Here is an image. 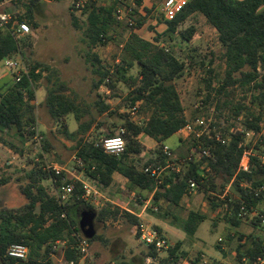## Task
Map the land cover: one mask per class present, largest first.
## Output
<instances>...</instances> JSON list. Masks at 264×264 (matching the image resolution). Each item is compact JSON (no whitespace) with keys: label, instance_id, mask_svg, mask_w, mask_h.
I'll list each match as a JSON object with an SVG mask.
<instances>
[{"label":"trees","instance_id":"1","mask_svg":"<svg viewBox=\"0 0 264 264\" xmlns=\"http://www.w3.org/2000/svg\"><path fill=\"white\" fill-rule=\"evenodd\" d=\"M31 0L27 5L26 20L34 29L38 22L32 11L34 7ZM119 0L111 5H97L96 0H90L83 8L87 16L88 31L90 34V48L97 43H107L111 26L116 21L114 11ZM128 1V0H127ZM145 0H134L136 7H140ZM32 5V6H31ZM136 8L134 9V14ZM193 14L205 17L218 33L219 43L224 51L226 63L225 75L219 86L215 89L211 78L206 79L207 92L203 104L214 110L224 109L229 105L221 97L229 95V89L242 88L249 93L250 106L257 107L261 113L255 115L250 107L245 105H232L230 111L234 120L241 115V127L244 131H259V125L264 120V0H191L187 6L172 21H166L164 35H173L178 27ZM140 20L133 28H140ZM127 26V25H126ZM130 28V29H133ZM195 34L193 27L183 31L180 35L184 40H191ZM159 38L154 43L133 35L123 45L124 56L117 57L113 72L110 68H102L100 78L95 83L94 89L98 90L107 77V85L111 91L115 83L128 84L130 92L128 100L131 105L141 102V111L145 112L147 121L143 126H136L130 121L123 124L126 141L125 152L120 159L104 152L101 141L90 142L83 137L92 128L95 119L81 123L78 130L69 131L67 118L72 115L76 121L80 120L79 108L74 101L59 93L56 89L47 91L46 105L51 118L60 123L65 137L75 142L69 150L83 162V167H78L80 175L89 179L96 187L108 188L114 182V174H120L128 181L129 190H139L152 194L150 211L160 213L161 216H171L168 210L181 208L184 195L188 188V180L194 178L203 180L202 193L210 201L213 209L217 208L218 197L222 196L226 206L224 221L233 227H240L244 219L248 218L259 205L264 202V167L256 157L250 159L248 172L239 171L245 150L253 148L257 154H264V142L252 145L246 143L244 134L232 133L227 143L216 142L206 136L197 139L191 136V149L199 145L210 148L211 158H203L200 162L191 163L182 169L181 173L170 172L162 177V184L155 190L154 181L144 174L137 165H125L128 156H139L145 148L139 142L140 137H147L163 146V142L177 134L187 123L184 108L175 86V80L184 73V64L170 51L158 46ZM21 41L18 42L8 32L0 30V63L8 57H13L19 52ZM138 65L136 75H128V70ZM201 66L204 63L201 62ZM39 65L33 66L27 75L18 83L0 84V143L4 144V134L13 135L22 141L34 136L37 129L35 115V83L41 78L37 71ZM112 69V68H111ZM212 70L208 73L211 75ZM115 77L112 79V77ZM116 81V82H115ZM215 100V105L212 103ZM98 114H105L109 107L98 103ZM213 104V105H212ZM206 119L209 116H205ZM196 119V118H195ZM194 119V120H195ZM212 127H217L212 124ZM218 128V127H217ZM119 132L111 131L106 137H115ZM159 151V161L149 160L153 167H164L166 157ZM39 166V165H38ZM35 167L25 179L28 184L22 189L28 203L21 209L10 210L2 205L0 199V264H54L50 257L57 254L53 245L57 241H65L67 248L62 250V264H79L80 255L75 249L70 248L77 243V237L91 242L95 237L88 238L84 224L96 214V219L102 221L112 214L108 209L96 211L89 203L83 200V189L80 182H74V191L70 201L64 206H58L55 199L41 185V181L57 179L60 184L71 183L72 179L64 173L55 177L43 171L42 167ZM147 166V164H146ZM203 167H209L211 172L206 173ZM216 179L221 181L220 191H216ZM55 184V183H54ZM56 185V184H55ZM228 187V190L226 188ZM162 202V204H161ZM163 204L166 206L164 211ZM153 208H157L154 211ZM244 210H241V209ZM65 213V218H62ZM118 213V208L115 214ZM263 213V212H260ZM125 220L136 227V237L139 239L141 220L131 212H124ZM171 224L183 230L189 236H194L206 216L195 211H188L185 220L179 223V218L172 215ZM254 229L264 233V225L258 217L251 221ZM160 232L158 228H156ZM86 232H88L86 230ZM240 241L242 237L240 236ZM23 244L30 248L29 258L26 261L10 260L6 257L11 245ZM181 244L172 246L164 256L159 257L152 246L145 245L139 254L128 259H122L117 264H145L147 258H158L156 264H182L183 253H180ZM42 251L41 260H33L35 252ZM238 261L248 260L253 264L258 258H264V241L258 237H248L236 249ZM111 262V261H110ZM108 263V262H106ZM154 264V263H153Z\"/></svg>","mask_w":264,"mask_h":264},{"label":"rangeland","instance_id":"2","mask_svg":"<svg viewBox=\"0 0 264 264\" xmlns=\"http://www.w3.org/2000/svg\"><path fill=\"white\" fill-rule=\"evenodd\" d=\"M73 0H37L32 5V11L38 22V28L31 27V34L21 40L20 58L28 71L39 65L38 72L41 78L35 83V115L37 118V130L42 137L37 142L32 137L27 140L4 134V144L0 143V199L6 209L17 210L23 208L28 200L22 193V189L29 183L25 179L35 167H42L46 162L64 169V175L72 178L81 176L75 164L76 157L71 150L75 142L68 140L62 133L60 123L54 122L46 105L47 91L56 89L65 97L75 102L79 108L80 120L74 116L67 118L69 131L78 130L81 123L90 119L95 122L83 137L90 142H99L111 132H118L123 124L129 120L128 109L132 106L128 100L130 87L123 82L115 83L114 91H111L107 83L98 90L94 89L95 83L100 78L101 67L113 69L117 57L124 56L123 45L131 36L153 42L159 38V47L168 49L180 62L184 64L183 75L175 80V86L180 96L185 115L188 120L195 118H213L214 124L223 132L240 129L241 120H234L231 114L232 105H245L255 115L261 111L250 106L249 93L242 88L233 87L227 94L221 97L229 105L221 110H214L202 106L199 108L200 97L207 92L206 79L211 78L213 88H217L222 82L226 63L224 51L218 40L216 29L208 23L201 14H193L185 20L173 35H164L166 25L162 12L164 0H145L140 7H136L134 19L136 24L142 21L140 28H128L125 24L115 23L111 26L107 43H97L90 48V34L88 31L87 16L73 9ZM115 0H96L97 5H111ZM31 0L29 1L30 4ZM27 3L9 7L10 12L20 9L26 10ZM31 5V6H32ZM195 29L191 40H184L181 33L189 28ZM201 62L204 66H201ZM138 65L128 70V75H136ZM213 72L210 75L208 70ZM115 78L114 76L112 79ZM111 79V78H110ZM0 84L10 85L15 83L11 73L5 71L0 64ZM116 82V81H115ZM98 103L109 107L105 114H98ZM215 105V100L212 102ZM212 104V105H213ZM198 107V108H197ZM146 116L145 112H142ZM264 117V114H263ZM139 142L145 150L139 156H128L125 165L137 167L152 166L149 160L159 161L161 146L150 138L140 137ZM169 146L177 157H185L189 154L192 141L190 138L182 141L180 134H175L164 143ZM162 151V150H161ZM118 174L114 184L104 189L97 186L99 198L91 205L96 211L108 209L112 212L102 221L94 217L88 219L85 229L93 231L95 240L89 242V251L99 263L114 262L117 264L122 259H128L139 254L145 245L136 237V227L125 220L124 212L142 214L141 223L158 228L161 235L165 236L172 246L180 242V253L184 254V261L189 264H249L248 260L238 261L236 249L248 237H258L264 241V233L256 231L251 223L253 214L244 219L240 227L236 228L224 221L226 206L222 196L218 197V207L213 209L210 201L200 192L183 199L181 208H172L168 213L179 218L182 223L188 211H195L206 216L194 236H189L180 228L172 226V217L161 216L160 213L150 211L152 195L139 190H129L128 181ZM221 181L216 179V191H220ZM50 195L53 194V185L50 180L41 181ZM228 190V187L226 188ZM164 214L166 206L163 204ZM118 208V213L115 211ZM264 212V202L255 210ZM90 229H92L90 231ZM240 236L242 241H240ZM87 237V236H86ZM68 244L66 243V246ZM59 245L57 254L50 257L54 264L63 263V252L66 247ZM67 248V247H66ZM42 251L35 252L33 260H41ZM164 255H162L163 257ZM254 261L253 264H264ZM183 261V262H184ZM182 262V264H184ZM87 264V262L85 263Z\"/></svg>","mask_w":264,"mask_h":264},{"label":"built area","instance_id":"3","mask_svg":"<svg viewBox=\"0 0 264 264\" xmlns=\"http://www.w3.org/2000/svg\"><path fill=\"white\" fill-rule=\"evenodd\" d=\"M30 0H0V30L8 32L15 40L20 42L22 39H25L31 34V26L26 20L25 16L27 14L26 10H18L16 12H10L9 7L16 6L20 4L27 3L29 4ZM90 0H73L72 6L78 12H82L85 5ZM191 0H164L162 12L164 19L166 21H172L190 2ZM136 4L134 0H119L118 4L114 11V17L117 22L127 25L128 28H133L135 26L134 19V9ZM168 51V49H166ZM21 47L19 52L13 56L5 58L0 64L3 69L8 73H11L15 83L21 81L22 77L28 74V69L25 66L23 60L20 58ZM119 61L117 60L116 63ZM110 72H113V69H110ZM110 77H107L104 83H109ZM202 94H206L203 92ZM205 97V95H204ZM200 97V103L197 106L201 109L204 106L203 99ZM197 107V108H198ZM129 120L132 124L136 126H143L147 121L145 115L141 111V102H135L128 109ZM214 123L213 118H196L193 121H188V123L178 132L181 135L182 139H188L191 136H195L197 139H200L203 136H206L208 139L215 140L216 142L227 143L230 141V135L224 134V132L217 128L212 127ZM118 135L115 137H106L101 139V144L104 149V152L110 156H113L117 159H120L125 152L126 141L123 138L125 134V129L120 128ZM243 133L246 143H251L252 145L264 142V120L259 125V131H244L242 127L240 129L232 130V133ZM37 142H40L42 137L36 129V133L33 136ZM162 153L166 157L164 167H153L145 166L142 168L144 174H147L154 181L155 190L162 184V177L167 176L169 171L175 173H181L182 169L186 166H189L191 163L200 162L203 158H211L210 148H204L201 145L197 149H191V152L185 157H177L174 155L171 148L167 145L162 146ZM251 157H256L260 165L264 167V154H257L253 148L245 150L243 153L241 162L239 164V171L248 172L250 169V159ZM75 164L77 167H83V162L79 158H74ZM206 173H210L211 170L209 167H203ZM42 170L53 174L55 177H59L63 174L64 169L59 166H53L49 163L42 165ZM71 183H65V179L61 181L60 184H57V179L50 180L53 185V194L51 195L58 206H64L70 201L71 195L74 191V182H80L83 189V200L93 205L99 198L97 187L85 176H73ZM56 185H55V184ZM201 183L203 180H196L191 178L188 180V188L184 195V199L192 196L201 189ZM154 211H157V208H153ZM241 210H244L243 208ZM132 214L136 215L134 212L127 210ZM253 217H258L261 220V224L264 225V212L258 213L256 211L252 212ZM138 217V215H136ZM62 218H65V213H62ZM139 218V217H138ZM140 235L139 241L147 246H152L154 250L158 253V256L166 254L169 249L172 247L169 240L161 233L147 226L143 223L140 225ZM59 245L66 246L65 241H57L53 245V249L57 251ZM67 247V246H66ZM64 247V248H66ZM70 248L75 249L80 255L79 264H115L114 262L110 263H99L89 251V245L86 239L77 237V243L72 245ZM30 248L23 244L11 245L6 253V257L10 260L16 261H26L29 258ZM158 257V258H159ZM158 258H147L145 264H156ZM262 259L258 258L256 262H261ZM203 264H207L206 259H202ZM184 264H189L188 261H184Z\"/></svg>","mask_w":264,"mask_h":264},{"label":"crops","instance_id":"4","mask_svg":"<svg viewBox=\"0 0 264 264\" xmlns=\"http://www.w3.org/2000/svg\"><path fill=\"white\" fill-rule=\"evenodd\" d=\"M1 81V80H0ZM184 114H185V111H184ZM186 116V115H185ZM177 134H179V133H177ZM145 138H147V137H145ZM154 141V140H153ZM166 141V140H165ZM165 141L162 143L163 145H165L164 143H165ZM182 141H184V139H182ZM155 142V141H154ZM156 143V142H155ZM120 175V174H119ZM117 177H118V174L116 173V174H114V176H113V178H114V182H115V179H117ZM114 182H113V184H114ZM127 182V181H126ZM144 192V191H143ZM152 195V194H151ZM161 204H162V202H161ZM136 215H138V217L140 218V220H141V216H142V214H140V213H136Z\"/></svg>","mask_w":264,"mask_h":264},{"label":"water","instance_id":"5","mask_svg":"<svg viewBox=\"0 0 264 264\" xmlns=\"http://www.w3.org/2000/svg\"><path fill=\"white\" fill-rule=\"evenodd\" d=\"M93 217H94V216H92L91 218H93ZM85 225H86V223L83 225L84 228H85ZM91 230H92V229H90V231H91ZM87 231H88V232H86V230H85L86 235H88L87 237H88V238L93 237V234H94L93 231L90 232V235H89V229H88Z\"/></svg>","mask_w":264,"mask_h":264}]
</instances>
